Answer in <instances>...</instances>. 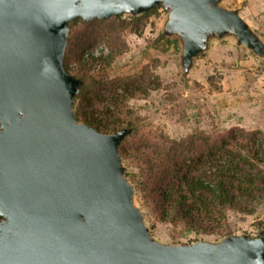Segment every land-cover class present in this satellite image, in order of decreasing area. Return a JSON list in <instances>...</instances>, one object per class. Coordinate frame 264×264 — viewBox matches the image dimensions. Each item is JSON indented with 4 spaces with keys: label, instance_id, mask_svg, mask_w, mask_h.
I'll return each instance as SVG.
<instances>
[{
    "label": "water",
    "instance_id": "water-1",
    "mask_svg": "<svg viewBox=\"0 0 264 264\" xmlns=\"http://www.w3.org/2000/svg\"><path fill=\"white\" fill-rule=\"evenodd\" d=\"M159 5L182 78L226 38L264 61V41L224 0H0V264H264V229L157 240L119 153L133 127L101 133L76 118L68 24Z\"/></svg>",
    "mask_w": 264,
    "mask_h": 264
},
{
    "label": "trees",
    "instance_id": "trees-1",
    "mask_svg": "<svg viewBox=\"0 0 264 264\" xmlns=\"http://www.w3.org/2000/svg\"><path fill=\"white\" fill-rule=\"evenodd\" d=\"M153 10L130 18V31L140 35ZM109 21L68 24L63 66L83 82L74 99L77 120L101 133L133 127L119 153L137 169L128 177L158 221L197 234H231L223 227L228 213L251 216L264 202V136L238 129L212 137L195 132L181 140L144 134L128 104L146 97L158 80L146 69L131 76L106 72L123 52L120 31H111ZM101 43L109 48L106 55Z\"/></svg>",
    "mask_w": 264,
    "mask_h": 264
},
{
    "label": "rangeland",
    "instance_id": "rangeland-1",
    "mask_svg": "<svg viewBox=\"0 0 264 264\" xmlns=\"http://www.w3.org/2000/svg\"><path fill=\"white\" fill-rule=\"evenodd\" d=\"M224 5L239 9L264 41V0H224ZM165 15L162 6H157L140 28V35L130 31L127 23L131 17L107 19L111 31H120L123 52L114 58L106 72L111 77L131 76L146 69L158 80V86L153 84L146 97L134 98L128 104L144 134L150 138L163 135L181 140L195 132L212 137L238 129L260 131L264 136V61L236 46L232 38H226L213 42L209 52L194 61L190 76L184 79L177 41L161 32ZM99 48L104 55L109 51L105 43ZM123 162L128 169L127 177L137 172L134 164ZM135 201L151 234L161 242L189 244L222 238L158 221L137 190ZM223 227L231 234L256 237L264 229V202L251 216L228 213Z\"/></svg>",
    "mask_w": 264,
    "mask_h": 264
}]
</instances>
